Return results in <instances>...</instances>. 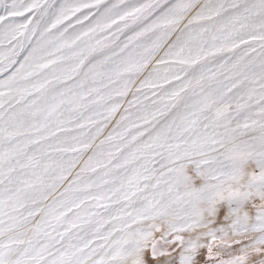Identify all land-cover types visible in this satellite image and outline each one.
Here are the masks:
<instances>
[{
    "label": "snow or ice",
    "instance_id": "1",
    "mask_svg": "<svg viewBox=\"0 0 264 264\" xmlns=\"http://www.w3.org/2000/svg\"><path fill=\"white\" fill-rule=\"evenodd\" d=\"M0 264H264V0H0Z\"/></svg>",
    "mask_w": 264,
    "mask_h": 264
}]
</instances>
